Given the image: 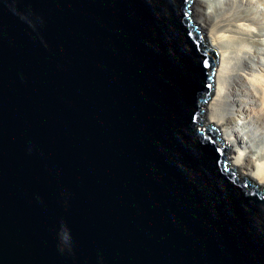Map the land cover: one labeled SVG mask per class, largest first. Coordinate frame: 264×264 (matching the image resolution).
<instances>
[{
	"label": "water",
	"instance_id": "obj_1",
	"mask_svg": "<svg viewBox=\"0 0 264 264\" xmlns=\"http://www.w3.org/2000/svg\"><path fill=\"white\" fill-rule=\"evenodd\" d=\"M192 2L0 0V264H264Z\"/></svg>",
	"mask_w": 264,
	"mask_h": 264
},
{
	"label": "bare ground",
	"instance_id": "obj_2",
	"mask_svg": "<svg viewBox=\"0 0 264 264\" xmlns=\"http://www.w3.org/2000/svg\"><path fill=\"white\" fill-rule=\"evenodd\" d=\"M190 10L219 56L203 124L232 146L239 176L264 186V0H194Z\"/></svg>",
	"mask_w": 264,
	"mask_h": 264
},
{
	"label": "rangeland",
	"instance_id": "obj_3",
	"mask_svg": "<svg viewBox=\"0 0 264 264\" xmlns=\"http://www.w3.org/2000/svg\"><path fill=\"white\" fill-rule=\"evenodd\" d=\"M194 1V0H193ZM190 12H191V10H190ZM191 19H192V21H195V18L193 17V16H191ZM195 23V22H194ZM195 25H196V23H195ZM197 26V25H196ZM198 30H199V28H198ZM201 31V30H200ZM201 33H202V31H201ZM208 42H209V40H208ZM209 45H210V42H209ZM210 47H211V45H210ZM212 48V47H211ZM218 65H219V62H218ZM215 86V85H214ZM215 88V87H214ZM213 98H214V95H213V97L208 101V103H207V106H209V105H211L212 104V102H213ZM206 111H207V107H206ZM213 124H215V123H213ZM203 126L206 128V126L208 127L209 126V124L208 125H206L205 126V123L203 124ZM215 127L218 129V131H219V128L215 125ZM250 127H248V129H249ZM248 129H247V132H248ZM223 132V131H222ZM249 133H251V131L249 132ZM221 134V133H220ZM222 136V135H221ZM240 175V174H239ZM242 177V176H241ZM243 178V177H242ZM263 186V185H262Z\"/></svg>",
	"mask_w": 264,
	"mask_h": 264
}]
</instances>
